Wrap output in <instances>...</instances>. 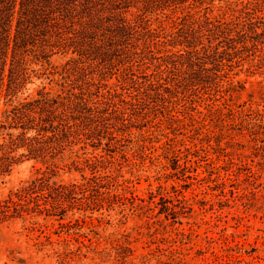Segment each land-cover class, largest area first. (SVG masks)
<instances>
[{
    "label": "trees",
    "instance_id": "trees-1",
    "mask_svg": "<svg viewBox=\"0 0 264 264\" xmlns=\"http://www.w3.org/2000/svg\"><path fill=\"white\" fill-rule=\"evenodd\" d=\"M263 3L0 0V175L25 159L105 151L84 158L83 181L39 169L0 209L60 215L120 202L102 170L116 153L127 158L125 141L141 146L160 117L191 114L205 95L229 91L245 64L264 67ZM35 79L59 88L24 95Z\"/></svg>",
    "mask_w": 264,
    "mask_h": 264
},
{
    "label": "rangeland",
    "instance_id": "rangeland-1",
    "mask_svg": "<svg viewBox=\"0 0 264 264\" xmlns=\"http://www.w3.org/2000/svg\"><path fill=\"white\" fill-rule=\"evenodd\" d=\"M239 70L229 91L144 128L141 146L125 141L127 158L102 170L120 202L60 215L0 209V264H264V67ZM34 81L24 95L59 88ZM86 151L14 165L0 175V204L47 166L59 182L83 181L84 158L105 153Z\"/></svg>",
    "mask_w": 264,
    "mask_h": 264
}]
</instances>
